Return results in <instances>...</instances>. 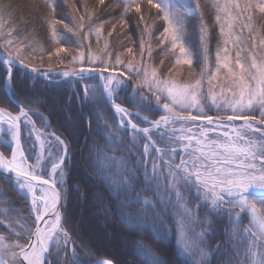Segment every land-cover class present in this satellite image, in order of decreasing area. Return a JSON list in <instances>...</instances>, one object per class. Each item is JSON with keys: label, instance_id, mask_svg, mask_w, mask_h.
Segmentation results:
<instances>
[{"label": "snow or ice", "instance_id": "snow-or-ice-1", "mask_svg": "<svg viewBox=\"0 0 264 264\" xmlns=\"http://www.w3.org/2000/svg\"><path fill=\"white\" fill-rule=\"evenodd\" d=\"M29 16L0 0V264H112L69 222L76 132L103 138L84 137L101 203L141 264H264V0H32ZM37 18L48 48L22 31ZM28 77L68 84L63 132L18 93Z\"/></svg>", "mask_w": 264, "mask_h": 264}, {"label": "trees", "instance_id": "trees-1", "mask_svg": "<svg viewBox=\"0 0 264 264\" xmlns=\"http://www.w3.org/2000/svg\"><path fill=\"white\" fill-rule=\"evenodd\" d=\"M4 2L7 3L9 0H4ZM10 2L18 9V18L23 16L25 20L30 19L29 13L32 0H10ZM89 3H95V0H89ZM206 18L209 19L211 26V17H207L206 14ZM254 24L259 28L264 26V21L256 20ZM196 30L197 22L192 21L189 25L188 36L191 38L194 48L198 47ZM22 31L24 34H31V39L36 46L49 47L50 33L47 26L42 24L39 18L30 24L29 28H22ZM215 31L213 29L214 33ZM113 35L115 36V33ZM113 45L119 48L120 41H113ZM212 47H215L214 42ZM3 91L5 89H0V92ZM17 91L22 98H39L41 103L38 110L51 121L53 128H59L61 132H63V128L60 126L68 123L69 110H72L73 116L75 115L77 104L75 101L69 103L71 90L66 83L53 85L39 79L32 80L31 77H28L27 79L22 78L18 82ZM0 106H9L3 96H0ZM85 112H87V109H85ZM33 119L37 121L39 127L40 118L33 116ZM93 127H95V121H93ZM64 134L67 135V133ZM86 135L90 141L99 140L100 144L104 142L103 138L98 137L95 132L91 135L86 132L75 133L73 144L75 145L74 151L76 154L71 158V168L67 179L66 203L69 222L81 238L92 248L93 259L110 260L112 264H130V262L141 264V261L133 255L130 247L122 240V237L127 236L128 233L117 221L110 218L109 213L101 203L103 201L114 205L115 201L111 200L104 183L96 176L90 165L89 149L84 144ZM118 154L124 155V153ZM6 191L9 192V196L17 206H23L25 213H27L26 200L10 188H7ZM226 224L227 220L213 219V226L221 230L225 228ZM120 240L121 246H119ZM153 247L164 253L170 252V249L165 248L163 245L154 244Z\"/></svg>", "mask_w": 264, "mask_h": 264}, {"label": "rangeland", "instance_id": "rangeland-1", "mask_svg": "<svg viewBox=\"0 0 264 264\" xmlns=\"http://www.w3.org/2000/svg\"><path fill=\"white\" fill-rule=\"evenodd\" d=\"M39 80H41V79H39ZM41 81H43V80H41ZM43 82H46V81H43ZM37 125H38V124H37ZM22 133H23V140H22V142L25 143L26 147H29V148H30L31 145L35 142V137H34V135H33V137H32L31 139H27V130L24 129L23 127H22ZM36 150H37V151L39 150V145H38V143H36ZM28 154L31 155L32 152L30 151ZM24 195H25V194H23V193L20 194V196H22V197L26 200V203H27V205H28L29 202H28V200L26 199V197H24ZM224 220H227V218L225 217ZM245 223H247V220H245ZM119 246H121V240H120ZM120 248H121V247H120ZM125 248H127V247H125Z\"/></svg>", "mask_w": 264, "mask_h": 264}, {"label": "bare ground", "instance_id": "bare-ground-1", "mask_svg": "<svg viewBox=\"0 0 264 264\" xmlns=\"http://www.w3.org/2000/svg\"><path fill=\"white\" fill-rule=\"evenodd\" d=\"M24 197H26V199L28 200V202H30V196H27V195L25 194Z\"/></svg>", "mask_w": 264, "mask_h": 264}, {"label": "water", "instance_id": "water-1", "mask_svg": "<svg viewBox=\"0 0 264 264\" xmlns=\"http://www.w3.org/2000/svg\"><path fill=\"white\" fill-rule=\"evenodd\" d=\"M41 80H43V79H41ZM44 81V80H43Z\"/></svg>", "mask_w": 264, "mask_h": 264}]
</instances>
